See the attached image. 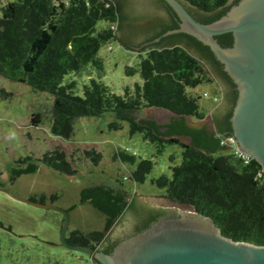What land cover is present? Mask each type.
<instances>
[{
  "label": "trees",
  "instance_id": "obj_1",
  "mask_svg": "<svg viewBox=\"0 0 264 264\" xmlns=\"http://www.w3.org/2000/svg\"><path fill=\"white\" fill-rule=\"evenodd\" d=\"M179 1L198 22L206 25L222 18L239 2ZM161 3L172 13V25L164 23L161 26L149 15H126L122 4L114 0H9L5 4L0 0V76L53 97L50 133L62 140L72 139L79 118L102 117L111 112L117 118L110 125L111 129L119 130L123 122L128 123L131 135H142L157 149L152 159L141 160L132 172L131 180L135 183L146 182L154 169V160L168 146H179L181 163L176 164L177 158L172 155L171 177L162 175L153 179L152 185L164 190V197L173 203L211 218L224 236L264 246L263 169L255 160L246 164L236 156L234 147L222 144L224 139L233 137L230 119L238 98L236 85L211 49L196 38L183 33L164 36L178 29L179 22L171 7L164 0ZM141 20L161 26L147 30L154 33L150 42L160 41L140 51L145 56L138 68L129 66L126 69L129 76L139 74L141 84L137 83L134 89L128 87L123 95H118L103 82L93 79L83 86V96L74 93L75 83L63 85L67 75L79 72L90 63L103 70V62L98 58L101 48L120 42L118 29L136 26ZM99 22L107 25L98 29ZM216 39L223 47H231L234 42L232 34ZM192 50L201 59L193 55ZM202 61L213 65L233 88L229 97L231 112L225 128L210 130L191 125L205 120L212 111L202 109L201 97L187 90L217 83ZM221 95L219 88L213 97L205 93L204 98L213 101L214 110ZM214 97L219 101L215 102ZM153 109L166 111L172 117L168 123L160 124L155 119L136 116L138 112ZM42 121L41 114L33 115L32 125L38 127ZM77 152L69 154L61 145L47 151L37 162L31 157L21 159L16 162L11 180L16 182L22 175L36 173L38 163L74 176L78 172L74 165ZM82 154L95 165L103 160L102 153L96 149L84 150ZM115 158L131 164L137 162L136 156L127 152H117ZM55 198L52 196L51 200ZM30 200L47 203L46 196ZM136 202L124 188L95 186L84 189L81 204H90L99 211L105 217V228L89 234L73 231L68 242L94 249L102 246L107 254H112L114 246L110 245L108 234L127 211H136ZM159 216V213L150 216L138 233L149 228Z\"/></svg>",
  "mask_w": 264,
  "mask_h": 264
},
{
  "label": "rangeland",
  "instance_id": "obj_2",
  "mask_svg": "<svg viewBox=\"0 0 264 264\" xmlns=\"http://www.w3.org/2000/svg\"><path fill=\"white\" fill-rule=\"evenodd\" d=\"M7 1L2 0L4 4ZM106 25L105 22H99L97 28ZM140 51L129 50L121 42L105 45L98 53L103 70L90 63L79 72L67 75L63 85L75 83L74 93L83 96V86L94 79L109 86L114 93L123 95L126 88L134 89L137 83H142L139 74L129 76L126 72L129 66L138 68L142 56H145ZM202 62L213 74L206 62ZM187 91L201 97L202 109L213 111V101L204 98V94L208 93L211 97L217 94V83L202 84ZM52 106L53 97L50 94L0 76V264H95L90 256L62 245L64 216L61 213L18 199H40L46 196V204L70 210L67 237L73 231L89 234L101 232L105 228V217L92 205L81 204V192L90 187L124 188L131 198H143L147 205L163 209H186L165 198V191L151 183L162 175L171 177V156H176V164L182 161V149L179 146H168L154 160V169L146 182L138 184L131 180L132 172L141 160L153 158L157 152L155 145L146 142L140 134L131 135L126 122L122 123L119 130L111 129L110 125L117 121L111 112L102 117L79 118L72 139L62 140L50 133ZM34 114L43 117L38 127L32 125ZM211 114L207 118H211ZM205 120L196 125L203 124ZM61 145L69 154L78 151L74 158L78 170L76 175L68 176L38 163L36 173L22 175L12 182V171L17 167V161L31 157L37 162L47 151ZM91 149L102 153L103 160L99 165L83 157L82 152ZM117 152L136 156V164L116 159ZM52 196L56 198L51 200ZM124 216L109 232L108 239Z\"/></svg>",
  "mask_w": 264,
  "mask_h": 264
},
{
  "label": "water",
  "instance_id": "obj_3",
  "mask_svg": "<svg viewBox=\"0 0 264 264\" xmlns=\"http://www.w3.org/2000/svg\"><path fill=\"white\" fill-rule=\"evenodd\" d=\"M164 1L180 22L178 29L164 36L183 33L196 38L211 49L236 85L238 98L230 119L233 137L228 138H234L238 150L258 162L264 174V0H239L222 18L207 25L198 22L179 0ZM139 2L126 1L124 11L130 16L147 14L156 20L166 18L164 7L159 2L144 0L143 5ZM155 24H147L145 20L137 22L136 26L126 24L127 27L118 32L120 42L127 49L132 48L129 50H142L148 46L146 40L150 35L145 33H150L147 30ZM225 34L233 35L231 47H223L216 39ZM191 52L201 59L193 50ZM136 116L152 118L160 124L168 123L172 117L170 113L156 109L143 110ZM191 125L215 129L211 118L199 126ZM183 140L190 142L188 138ZM18 200L61 213L64 216L62 245L92 257L99 264H264V246L224 236L211 218L193 210L148 205L160 211L173 212V216L159 218L146 230L121 241L112 254H107L101 246L94 249L68 242L71 222L68 210L31 200ZM135 200L145 204L143 198ZM134 217L135 212L130 209L110 238L129 232L135 224Z\"/></svg>",
  "mask_w": 264,
  "mask_h": 264
},
{
  "label": "flooded vegetation",
  "instance_id": "obj_4",
  "mask_svg": "<svg viewBox=\"0 0 264 264\" xmlns=\"http://www.w3.org/2000/svg\"><path fill=\"white\" fill-rule=\"evenodd\" d=\"M114 1L116 3H118V4H122V6L124 8V6H125L124 4L128 0H114ZM135 1H140L138 3L140 5L144 4V0H135ZM155 1L159 2L164 7V10H165V13H166V18L165 19H163V20L162 19L161 20L160 19H157V20L155 19L157 21V23H161V26L162 25L164 26V23H166V25H172V23H173V15H172V13H170L169 10L161 3V0H155ZM233 2H235V0H233L231 2V4ZM126 15H127V13H126ZM177 22H179V20ZM157 23L155 24V26L159 25ZM179 25H180V22H179ZM161 26L159 25L158 27L161 28ZM145 34H150L148 39L152 38L153 35H154L153 32L145 33ZM146 41H147L146 43L148 44V46H145V47H149V46L155 44V42H157V41H154V40L151 41V42L149 40H146ZM208 66H210V68L213 70V72H214L213 74H215L214 75L215 78L217 77L216 78V82H217V85L219 86V88L221 89V92H222V95H221V98H220V102H219V104L216 106V108L213 110V112L211 114V121H212L213 126L215 128L216 127L225 128L226 127L227 118H228V116H229V114L231 112V104L229 102V97L232 95V92H233L232 89L233 88L229 84L227 79L224 76L220 75L219 71L215 67H213V65L208 64ZM134 209H136V211H135V217H134L135 224L133 225V228L129 232L125 233L124 235H122V236H120L118 238L114 237V238H110L109 239L110 245L114 246V248L121 241H123L124 239H127V238L131 237L132 235L138 233V231L140 229H143L142 226L145 225L147 219L150 216H152L153 214H155V213L161 214V216H159V218L164 217V216H170V217L173 216V212L160 211V210H157V209H153L150 206L145 205V204L140 203V202H136V206H135Z\"/></svg>",
  "mask_w": 264,
  "mask_h": 264
},
{
  "label": "built area",
  "instance_id": "obj_5",
  "mask_svg": "<svg viewBox=\"0 0 264 264\" xmlns=\"http://www.w3.org/2000/svg\"><path fill=\"white\" fill-rule=\"evenodd\" d=\"M205 96L207 97L208 95L206 94ZM214 101L218 102L219 101L218 97H214ZM222 144L225 146L234 147L236 156L243 159L246 164H248L251 160H253L252 158H250L249 156L245 155L244 153L238 150V148L236 147L234 143V138H226L224 139Z\"/></svg>",
  "mask_w": 264,
  "mask_h": 264
},
{
  "label": "crops",
  "instance_id": "obj_6",
  "mask_svg": "<svg viewBox=\"0 0 264 264\" xmlns=\"http://www.w3.org/2000/svg\"><path fill=\"white\" fill-rule=\"evenodd\" d=\"M213 112V111H212ZM193 125H196V124H193Z\"/></svg>",
  "mask_w": 264,
  "mask_h": 264
}]
</instances>
